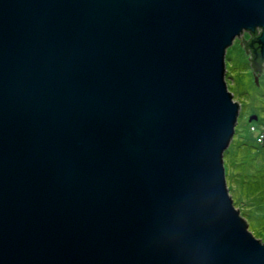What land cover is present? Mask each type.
<instances>
[{"label": "water", "instance_id": "obj_1", "mask_svg": "<svg viewBox=\"0 0 264 264\" xmlns=\"http://www.w3.org/2000/svg\"><path fill=\"white\" fill-rule=\"evenodd\" d=\"M244 31L264 59V0H0V264H264L223 159Z\"/></svg>", "mask_w": 264, "mask_h": 264}, {"label": "rangeland", "instance_id": "obj_2", "mask_svg": "<svg viewBox=\"0 0 264 264\" xmlns=\"http://www.w3.org/2000/svg\"><path fill=\"white\" fill-rule=\"evenodd\" d=\"M242 38L245 40L247 35H242ZM234 47L241 51L244 63L232 64L233 58L229 52ZM224 60L227 87L234 93L235 100L240 102L234 133L223 153L227 187L233 205L246 220L248 229L255 237L264 241V145L256 141L257 135L264 132V92L253 90L252 81L246 79L249 71L244 67L249 68V65L240 36L227 47ZM227 69H233L232 78L228 77ZM251 112L258 113L261 119L249 121L248 115ZM262 136L260 135L261 139ZM229 147L231 149L226 151ZM258 154H263L260 162L254 160V156ZM229 171H234L235 175Z\"/></svg>", "mask_w": 264, "mask_h": 264}, {"label": "flooded vegetation", "instance_id": "obj_3", "mask_svg": "<svg viewBox=\"0 0 264 264\" xmlns=\"http://www.w3.org/2000/svg\"><path fill=\"white\" fill-rule=\"evenodd\" d=\"M259 32H260V28H256L255 34H259ZM244 34L247 35V38L242 42V49L246 53L249 68H246L244 66H241V67H244L247 71H249V77H250V81H252L253 90L255 87V89L258 92H264V85H262V81H264V79H263L264 78V59L261 58L260 54L254 52V47L257 46L256 44H253L252 47L247 45V43L251 40L253 34L249 31H244L242 33V35H244ZM242 35H241V37H242ZM254 57H256L257 63L254 62V60H253ZM243 63H244V61H243ZM232 64L236 65L233 62H232ZM231 70H233V69H230V70L227 69V71L229 73L228 77H230V78H232V73H233V71H231ZM232 96H234L233 99L235 100L234 93H232ZM239 106H240V104H239ZM253 114L256 115L257 118L252 119L250 121L261 119V116L256 112L249 113L248 118L250 115H253Z\"/></svg>", "mask_w": 264, "mask_h": 264}, {"label": "bare ground", "instance_id": "obj_4", "mask_svg": "<svg viewBox=\"0 0 264 264\" xmlns=\"http://www.w3.org/2000/svg\"><path fill=\"white\" fill-rule=\"evenodd\" d=\"M230 53V55L232 56V58H233V63L234 64H242L243 63V61H244V59H243V56L241 55V51L237 48V47H234V48H232V50L229 52ZM243 76H245V75H243ZM250 79V77H249V75L248 74H246V79ZM254 90L256 91V92H258L256 89H255V87H254ZM238 103L240 104V102L238 101ZM243 150V149H242ZM241 150V151H242ZM262 157H263V154H258L256 157H255V159H256V161H258V162H260L261 161V159H262Z\"/></svg>", "mask_w": 264, "mask_h": 264}, {"label": "trees", "instance_id": "obj_5", "mask_svg": "<svg viewBox=\"0 0 264 264\" xmlns=\"http://www.w3.org/2000/svg\"><path fill=\"white\" fill-rule=\"evenodd\" d=\"M264 133L263 132H260L258 135H257V137H256V141L257 142H260V144L262 143L261 141H262V139H261V137H260V135H263ZM230 147H231V145H230ZM228 148L226 151H228V150H230L231 148ZM233 151V150H232ZM255 157L256 156H254V160H255ZM252 161V160H251ZM233 163V162H232ZM234 164V163H233ZM230 172V174H232V175H235V173H234V171L232 172V171H229ZM225 174H227L226 173V170H225Z\"/></svg>", "mask_w": 264, "mask_h": 264}]
</instances>
